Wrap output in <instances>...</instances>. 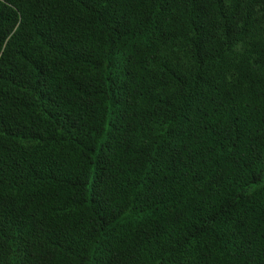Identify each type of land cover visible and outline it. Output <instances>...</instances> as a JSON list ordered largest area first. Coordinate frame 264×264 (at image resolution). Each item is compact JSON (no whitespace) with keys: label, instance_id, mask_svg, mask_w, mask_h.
<instances>
[{"label":"trees","instance_id":"trees-1","mask_svg":"<svg viewBox=\"0 0 264 264\" xmlns=\"http://www.w3.org/2000/svg\"><path fill=\"white\" fill-rule=\"evenodd\" d=\"M0 264H264V0H0Z\"/></svg>","mask_w":264,"mask_h":264}]
</instances>
